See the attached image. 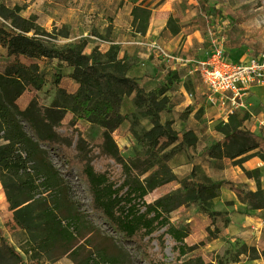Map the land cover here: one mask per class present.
Wrapping results in <instances>:
<instances>
[{
    "label": "trees",
    "instance_id": "obj_1",
    "mask_svg": "<svg viewBox=\"0 0 264 264\" xmlns=\"http://www.w3.org/2000/svg\"><path fill=\"white\" fill-rule=\"evenodd\" d=\"M10 12V27L0 24V46L8 59L0 64V180L15 220L28 233L34 259L44 257L55 262L67 256L72 264H116L117 260L110 250L111 238L102 236L109 243H96L101 235L72 199L70 186L48 158L43 146H49L60 149L69 168L77 169L90 192L92 211L135 243L149 264H212L194 253L198 245L188 243L190 223L173 220L171 214L193 204L210 206L221 185L229 182L206 184L196 180L194 173L183 179L175 175L169 165L173 151L164 154V150L180 137L170 122L160 120L158 113L166 109L164 102L151 95L150 103L158 111L153 125L143 133L133 132L147 152L125 157L113 133L125 120L120 109L123 97L142 92L139 83L127 76L125 62L101 61L95 50L86 55L83 44L63 50L49 47L39 37L35 23ZM132 15L134 29L144 35L151 11L135 6ZM178 22L179 18L172 15L168 20L174 34L179 32ZM39 59H57L72 68L70 78L77 88H61L64 104L57 99L46 105L38 96L44 87ZM57 81L60 84V79ZM26 93L30 99L22 108L20 99ZM245 120L246 116L232 114L223 131L224 139L208 148L209 155L230 158L236 165L254 156L264 161V138L242 128ZM80 121L98 125L100 135L87 140ZM190 135L195 136L192 131L185 133L179 145L195 143L196 137L186 140ZM175 182L181 187L149 200L158 189ZM232 190L252 209H264L263 189L253 192L232 185ZM0 238L5 246L0 264L5 257L6 264H25L1 229ZM168 247L172 260L166 254Z\"/></svg>",
    "mask_w": 264,
    "mask_h": 264
},
{
    "label": "rangeland",
    "instance_id": "obj_2",
    "mask_svg": "<svg viewBox=\"0 0 264 264\" xmlns=\"http://www.w3.org/2000/svg\"><path fill=\"white\" fill-rule=\"evenodd\" d=\"M132 1L135 3L137 0ZM261 1L264 4V0ZM172 2V7L168 8L166 14H169L171 9L177 10L179 13L186 14L187 9L190 8L187 4L188 0H173ZM197 3L199 10V20L197 23L199 26L205 28L215 22V18L218 16V10L213 11L212 7L208 4L209 1L207 2V0H197ZM101 4L104 9V18L102 19L99 27L94 30L93 34L98 36L99 41L96 40L97 42L104 43L110 40L109 35L111 34V31H113L114 27V19L112 16L115 18L117 14L118 1L103 0ZM85 5L86 0H0V24L2 26L10 27L11 18L8 17L11 15L10 11H13L21 17L35 23L41 33L39 37H41L42 41L49 47L63 50L70 47L73 43H76V45H86V39L91 40V38L84 35L88 29L82 28L84 26V21L81 17L87 14L83 10ZM118 8L123 9V2L120 3ZM219 10L221 9L219 8ZM64 20H67V22H64ZM77 36H81L82 40L79 38L76 40L74 39L72 42L68 40L71 37ZM140 45L144 46V44L141 43ZM116 47L117 45H113L106 52H101L98 49V46L94 48V50L98 54L96 56L99 60L116 61L118 60V52L115 50ZM6 61H8V59H6L5 50L0 46V64L5 63ZM36 61L40 65V73L44 78V87L38 92V96L46 105H51L57 99L61 104H64L63 96L60 90L61 88L69 91L71 90V86L74 83L68 78L71 75L69 74V71H71L72 68L64 63H60L57 59H39ZM192 63L194 62H191L188 65H192ZM129 65L130 62L126 60L125 66L128 67ZM192 73L194 78L188 82L189 84L186 85V88L188 91L192 92V98L201 100L199 102L202 103V106L198 109L196 105L199 104V102H195L193 107L182 109L179 112L175 111V109L173 110V105L171 104L169 98L164 97L166 99L165 100L161 96L162 92L169 90L167 85L159 86L151 92H146L143 88H141L142 92H140L139 96L137 92H134L123 97L120 109L121 112H124L123 115L125 116V120L119 129L113 133V136L119 146V149L125 157L134 156L136 152H141L143 154L147 152V150H142V147L137 143L133 132L143 133L150 129L153 125V117L156 116L158 111L154 105L150 103L149 95L157 101L162 100L164 102L166 109L158 113L159 118L163 123L170 122L172 128L180 137L177 142L164 150V154L173 151V154L175 155L180 153L185 146H191L189 141L179 145L183 142V140H185L184 135L189 132L187 129L191 127L190 123H193V125L201 123V126H198V129H200L201 135H203L202 140L206 146L216 142L220 136L224 137L223 131L225 125L229 123L232 113H237L240 116H246V120L241 126L242 128L252 131V127L256 126L254 133H257L259 130L264 132V126L258 125L257 118L254 116L255 114L244 111V109L237 110L235 112H230V109H224L223 115L215 119L214 122L212 119L207 120L210 118L209 115L213 116V114H208V116L206 115V105L211 104L214 106L215 102H218L221 99L220 96L216 95L208 88L198 73L193 71ZM57 79H60V84H58ZM173 80H175V77L169 76V84H173ZM65 83L67 84L64 85ZM212 95L216 97L212 99ZM29 96L30 95L26 93L20 99L22 108H25L28 104L30 99ZM223 107L225 108L224 104ZM79 126L84 137L89 141L96 139L102 131L98 125L90 124L85 121H80ZM190 130H192V128H190ZM194 135L195 136L190 135L186 138V140H193L195 137L197 139L195 133ZM262 137L264 138V133L262 134ZM1 143L2 140L0 139V144ZM43 147L50 161L56 168H58L63 178L70 186L72 199L78 205L79 209L85 213L95 231L100 233L101 236L96 237V243L99 245L105 242L109 243L108 241L102 240V236L111 238L112 244L110 250L117 256L116 264H149L146 258H144L142 250L138 248L135 243L127 241L123 235L116 233L109 222L101 214L92 211L91 196L87 186L79 178L77 169L69 168L68 162L61 154L60 149L51 148L49 146ZM200 153L202 152L200 151ZM197 154L198 152L196 151L195 155ZM191 157L192 156H189L190 159ZM258 176L259 174L255 175V177H253L254 180L258 179L259 181ZM259 183L261 186V182ZM236 185L239 187L242 186L239 183H236ZM0 186L5 192L1 180ZM228 186L229 185H226V187ZM174 190L175 183L169 184L168 186L154 192L149 197V200L152 201ZM226 202L228 206L235 204L234 200L230 199L226 200ZM237 202L241 206V203L246 201L239 197ZM197 205H189L185 208L177 210L173 215L171 214L173 220L180 219L189 223L188 220L191 219L190 233L192 236L188 238V243L192 244L195 242L196 245H198V249L194 253L202 254L205 259L212 262V264H240L255 257L260 258L256 261V263H263L264 257L262 256V251L264 250V226L261 233V245L255 246L257 249L256 252L251 251V246H249L242 237H238L237 234L230 236V238L224 235L222 236L223 238L220 243L210 246L209 242L211 241V238L219 236L221 231V229L215 226V223L217 221L223 223L225 218L221 216L220 213L210 215L211 211L215 207L214 200L210 206ZM208 224L211 226H207ZM0 229L2 230L3 237L8 239L15 251L22 256L25 264H72V260L67 256L55 262L49 261L44 257L34 259V255L29 251L28 233L22 225L15 220L14 212L10 209L8 201L4 207H0ZM250 235L251 234H248V236ZM203 243H205V245H202ZM4 249L5 246L0 238L1 259L3 258ZM166 254L168 256V260H172L173 255L170 251V247L166 249ZM246 258L248 259L246 260ZM6 262L7 257H5L1 264H6Z\"/></svg>",
    "mask_w": 264,
    "mask_h": 264
},
{
    "label": "crops",
    "instance_id": "obj_3",
    "mask_svg": "<svg viewBox=\"0 0 264 264\" xmlns=\"http://www.w3.org/2000/svg\"><path fill=\"white\" fill-rule=\"evenodd\" d=\"M117 1V14L115 18L112 16L114 27L109 35L110 40L100 43L96 41H99V38L93 32L104 18V9L101 4L103 0H86L83 10L87 14L81 17L84 21L82 28L88 29L84 35L89 36L91 40L86 39L84 53L91 55L97 46L101 52H106L111 46L117 45L115 49L118 52L117 59L130 62L127 76L135 79L140 88L146 92L167 85L169 90L162 92L161 96L163 98L168 97L173 105V110L175 109L177 112L193 107L195 102L201 101L192 98V92L186 88L188 82L194 78L191 71L192 65H188L187 61L196 62L206 58L214 45L219 42L224 43L227 57L234 61H247L264 52V4L261 0H207L213 11L218 10V16L215 18V22L205 28L197 23L199 20L197 0H188L187 4L190 8L187 9L186 14L173 9L170 10L169 14H166L168 8L172 7L173 0H137L135 3L132 0ZM122 2L123 9L118 8ZM140 5L151 11V19L144 35L136 32L133 27L132 9ZM171 15L179 18V32L177 34L172 33L168 27V20ZM77 38L82 40L81 36L71 37L68 40L72 42ZM151 39L158 40L167 50L175 53L181 61H164L152 54L147 45H140V43H147ZM74 46L76 43L70 45V47ZM69 72L71 74L72 69ZM169 76L175 77L173 84H169ZM68 79L74 83L71 86V91L75 90L77 84L70 77ZM250 96L249 105L244 111L255 114L258 125L264 126V85L254 87ZM214 97L216 96H211L212 99ZM223 104L221 100L215 102L214 106L207 104L206 115L213 114V116L209 115L210 118L207 120L212 119L214 122L215 119L223 115L224 109H229L228 103V105ZM201 106V102L196 105L197 109ZM122 114H124L123 111ZM190 124L192 130L188 128L187 131H193L197 139L191 146H185L180 153L175 154L170 159L169 165L175 175L179 179H183L193 172L196 180L206 184L221 180L229 182L221 185L219 195L214 199L215 207L212 211L220 213L225 221L215 223V226L221 231L219 236L211 238L209 245H217L224 235L230 238V236L237 234L251 248H256L255 246L261 245L264 209H252L247 202L241 203L240 206L237 202L240 196L232 190V185L238 186L236 183H239L242 185L240 188L246 191L256 192L259 188L264 190V161L259 156H254L242 164L236 165L234 164L235 160L230 158L212 157L209 155L208 148L217 141L223 140L224 137L220 136L216 142L206 146L202 140L203 135L198 129L201 123ZM255 128L256 126L252 127V132H255ZM263 133L262 130H259L256 134L262 136ZM196 151L198 152L197 155H195ZM189 156H192L191 159ZM246 172H251V175H247ZM258 174L259 181L258 179L254 180L253 177ZM259 182H261V186ZM225 184L229 186L226 187ZM180 187V183L175 182V190ZM229 199L234 200L235 204L228 206L226 200ZM190 221L191 219L188 220L189 223ZM207 226L211 225L208 224ZM248 234L251 235L248 236ZM191 236L192 234H190ZM258 259L260 258H252L240 264H264V261L263 263H256Z\"/></svg>",
    "mask_w": 264,
    "mask_h": 264
},
{
    "label": "built area",
    "instance_id": "obj_4",
    "mask_svg": "<svg viewBox=\"0 0 264 264\" xmlns=\"http://www.w3.org/2000/svg\"><path fill=\"white\" fill-rule=\"evenodd\" d=\"M148 46L152 54L164 61H181L158 40L141 43ZM192 61H187L191 63ZM192 71L200 75L208 88L229 104L230 112L246 109L252 89L264 85V52L247 61H234L227 57L225 45L217 43L204 59L192 63Z\"/></svg>",
    "mask_w": 264,
    "mask_h": 264
},
{
    "label": "bare ground",
    "instance_id": "obj_5",
    "mask_svg": "<svg viewBox=\"0 0 264 264\" xmlns=\"http://www.w3.org/2000/svg\"><path fill=\"white\" fill-rule=\"evenodd\" d=\"M7 203L6 195L3 189L0 186V207H4Z\"/></svg>",
    "mask_w": 264,
    "mask_h": 264
}]
</instances>
